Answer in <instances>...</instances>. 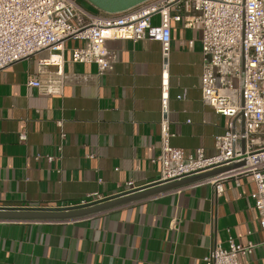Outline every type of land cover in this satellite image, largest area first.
I'll return each instance as SVG.
<instances>
[{
    "label": "crops",
    "instance_id": "1",
    "mask_svg": "<svg viewBox=\"0 0 264 264\" xmlns=\"http://www.w3.org/2000/svg\"><path fill=\"white\" fill-rule=\"evenodd\" d=\"M172 26L170 142L186 154L203 148L212 156L228 120L202 99L201 32ZM106 44L118 58L99 75L96 64L69 62L70 49L84 42H66L61 95L27 86L46 53L0 71V208L78 205L96 193L122 192L127 182L160 179L153 160L160 154L161 44ZM224 188L218 196L211 185L184 187L74 221H0V264H204L216 241L227 247L228 234L242 245L264 242L252 176ZM240 263L264 264V246Z\"/></svg>",
    "mask_w": 264,
    "mask_h": 264
},
{
    "label": "built area",
    "instance_id": "2",
    "mask_svg": "<svg viewBox=\"0 0 264 264\" xmlns=\"http://www.w3.org/2000/svg\"><path fill=\"white\" fill-rule=\"evenodd\" d=\"M173 23L201 32L202 99L228 120L226 131L215 138L216 153L212 156L203 148L186 154L170 142L173 134L169 120V60ZM68 40L84 42L70 49L69 62L96 64L99 75L112 70L118 58L116 52L107 48L108 41L159 42L162 53L160 154L153 160L161 166L159 180H180L243 163L166 193L211 185L220 196L225 181L252 176L256 189L251 198L259 213V226L264 230V0H147L118 13L90 10L81 0H0V71L20 60L46 53L39 60V76L30 77L27 86L49 95H61L67 83ZM189 45L192 48L194 41H189ZM50 66L55 70H48ZM184 97L185 94L180 95L179 99ZM58 125L62 127L63 120ZM61 135L63 139L66 137L65 132ZM26 139L22 132L19 140ZM57 150L61 152L62 145ZM46 157L49 162L56 159ZM125 187L122 192L139 186L127 182ZM103 198L96 193L79 204ZM71 205L75 204L66 206ZM226 242L227 247L216 241L204 257V264H241V257L264 246V242L242 245L230 234Z\"/></svg>",
    "mask_w": 264,
    "mask_h": 264
},
{
    "label": "water",
    "instance_id": "3",
    "mask_svg": "<svg viewBox=\"0 0 264 264\" xmlns=\"http://www.w3.org/2000/svg\"><path fill=\"white\" fill-rule=\"evenodd\" d=\"M95 9L106 13H118L131 9L147 0H84ZM243 163L233 166L220 167L200 174L182 178L180 180H158L151 184L117 193L101 200L88 204H75L61 207H21L0 208V220H39V221H64L80 219L92 216L115 208L134 203L152 196L187 186L206 178L216 176L231 168L241 166Z\"/></svg>",
    "mask_w": 264,
    "mask_h": 264
},
{
    "label": "rangeland",
    "instance_id": "4",
    "mask_svg": "<svg viewBox=\"0 0 264 264\" xmlns=\"http://www.w3.org/2000/svg\"><path fill=\"white\" fill-rule=\"evenodd\" d=\"M82 5L84 6V7H86V8H88V9H92L93 11H96V9L93 7V6H91L90 4H88L86 1H84V0H82Z\"/></svg>",
    "mask_w": 264,
    "mask_h": 264
},
{
    "label": "flooded vegetation",
    "instance_id": "5",
    "mask_svg": "<svg viewBox=\"0 0 264 264\" xmlns=\"http://www.w3.org/2000/svg\"><path fill=\"white\" fill-rule=\"evenodd\" d=\"M81 2H82V0H81Z\"/></svg>",
    "mask_w": 264,
    "mask_h": 264
}]
</instances>
